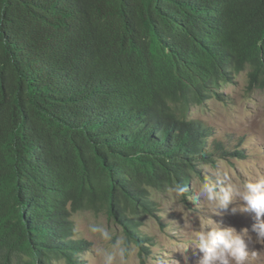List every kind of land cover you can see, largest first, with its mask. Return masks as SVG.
<instances>
[{
    "label": "trees",
    "instance_id": "trees-1",
    "mask_svg": "<svg viewBox=\"0 0 264 264\" xmlns=\"http://www.w3.org/2000/svg\"><path fill=\"white\" fill-rule=\"evenodd\" d=\"M243 72L264 88V0H0V261L80 264L85 210L143 260L150 194L242 157L176 108Z\"/></svg>",
    "mask_w": 264,
    "mask_h": 264
},
{
    "label": "rangeland",
    "instance_id": "rangeland-1",
    "mask_svg": "<svg viewBox=\"0 0 264 264\" xmlns=\"http://www.w3.org/2000/svg\"><path fill=\"white\" fill-rule=\"evenodd\" d=\"M216 92L218 95L204 98L202 104L191 102L186 107L178 106L176 113L208 126L214 137L227 141L230 153L235 152V144H239L242 157L232 154L227 155L226 160L215 158L214 164L199 165L198 174L191 178L189 192L184 197H176L167 191L168 188L152 192L150 197L155 209L154 215L142 221L141 232L143 238L150 240L153 246H147V240L140 242L150 252L144 254L142 260L139 246L129 242L133 254L128 264H156L157 260L167 261V264H197L198 255L192 248H187L196 230L207 226L216 227V222L223 227H235L238 231L247 227L254 236L251 233V225L255 223L254 213L218 216L211 204L203 200L196 203L189 200V197L194 199L195 190L205 178H223L226 173L228 183L242 188L245 182L264 177V88L249 87L247 73L243 72L231 74L228 83H222ZM239 204L238 198H234L230 207ZM71 221L74 224L75 239L86 241L88 246L78 258L80 264H100L95 249L107 247L98 236L89 233V224L102 225L114 237L126 238L123 225L110 219L106 211H79L71 216ZM253 251L256 252L255 257L251 255ZM249 253L246 264H264V242L252 238ZM0 262L3 264V260ZM8 264L16 262L13 260ZM53 264L67 263L60 260Z\"/></svg>",
    "mask_w": 264,
    "mask_h": 264
},
{
    "label": "clouds",
    "instance_id": "clouds-1",
    "mask_svg": "<svg viewBox=\"0 0 264 264\" xmlns=\"http://www.w3.org/2000/svg\"><path fill=\"white\" fill-rule=\"evenodd\" d=\"M228 181L226 173L223 178H205L195 190L194 199L189 197V200L192 203L203 200L211 204L218 216L254 213L255 223L251 225L254 236L247 227L238 231L235 227H223L217 222L216 227L198 229L187 248H192L198 255L197 264H246L252 238L257 242H264V177L247 181L242 188H236ZM167 191L174 193L176 197H184L189 192V187L181 182H174ZM234 198H238L240 204L230 207ZM88 231L107 244L106 248L95 249L100 264H128L133 249L126 238L114 237L113 233L99 224H89ZM251 255L255 257L256 252L253 251ZM156 264H167V261L157 260Z\"/></svg>",
    "mask_w": 264,
    "mask_h": 264
}]
</instances>
